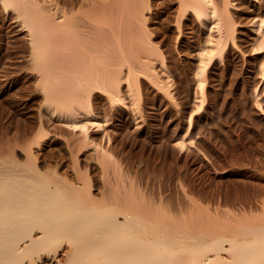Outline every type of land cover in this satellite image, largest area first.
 Masks as SVG:
<instances>
[{"label": "bare ground", "instance_id": "1", "mask_svg": "<svg viewBox=\"0 0 264 264\" xmlns=\"http://www.w3.org/2000/svg\"><path fill=\"white\" fill-rule=\"evenodd\" d=\"M0 97V264H264V0H0Z\"/></svg>", "mask_w": 264, "mask_h": 264}, {"label": "rangeland", "instance_id": "2", "mask_svg": "<svg viewBox=\"0 0 264 264\" xmlns=\"http://www.w3.org/2000/svg\"><path fill=\"white\" fill-rule=\"evenodd\" d=\"M8 98L9 97H0V121H1V119L4 118V116L10 110V106H9V104H7ZM3 106H5V107H3ZM217 110L219 112V115L217 118L218 120L216 121V123H217L216 127H218V129L212 130L211 135H212V137L214 136V138L216 137L215 139H217V140H215L216 141V147H217L216 151H217V154L219 155L217 159H219L220 163L225 167V169H227V172L225 173L224 176H218V178L223 177V179L221 178V180H220V178H219V180H220V182L222 181L221 183L223 185H225V184H230V182L233 179L232 175H230L228 173L229 169H236V167L240 166V165L242 167L240 166L238 168H246V166H247V168L248 167L254 168L255 166L260 167V166L264 165V156L257 151L258 146L263 148L264 143L261 140H259L260 136L258 134H256L257 131L255 129L257 127V125H259L261 130L263 129L262 130L263 132L261 133L263 135L264 128H263L262 124H260V122H258L256 119H254V117L252 115L251 116L249 115V111H247V110H244V111L240 110V111L236 112L231 106H226V108H223V109L218 108ZM13 125L11 124V126H13ZM218 131H219V133H218ZM220 131H221V133H220ZM236 132H237V135L234 134ZM238 134L239 135L241 134V135L239 136ZM238 138H239V140H238ZM255 141H256V143H255ZM255 144H257V145H255ZM194 166H192V169L194 171H196L197 165H194ZM243 166H245V167H243Z\"/></svg>", "mask_w": 264, "mask_h": 264}]
</instances>
